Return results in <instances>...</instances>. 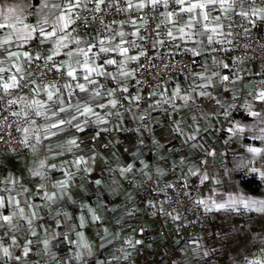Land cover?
Wrapping results in <instances>:
<instances>
[{"label": "crops", "instance_id": "1", "mask_svg": "<svg viewBox=\"0 0 264 264\" xmlns=\"http://www.w3.org/2000/svg\"><path fill=\"white\" fill-rule=\"evenodd\" d=\"M54 2L63 4L65 0H49L50 4ZM111 2L114 0H106L101 6ZM120 2L127 4V0L115 3ZM131 2L135 5L140 0ZM194 2L196 0H187V3ZM87 3L95 4L94 0ZM148 7L152 6L139 10ZM158 7L161 9L158 29L173 33L159 40L163 47L177 51L189 46L197 58L193 69L179 71L164 87L156 88L153 101L140 99L143 89L137 81V71L144 59V55H140L145 49L141 33L143 21L129 16L86 31H78L74 24L71 25L65 41L68 47L62 48L53 59L67 71H74L76 79L71 77L54 85L38 84L18 102L17 111L24 118L21 134L23 141L27 137L28 151L8 150L0 159V197L5 198L0 214L16 213L12 221L15 227L5 224L0 228V245L7 247L10 253L5 256L0 247V264H146L142 252L146 237L150 238L152 264L200 263L209 255L214 241L199 234H173L171 223L165 222L156 212L155 203L145 204L142 199L145 180L151 177L165 192L173 191L170 168L178 173L180 185L195 182L202 185V199L211 208L206 209L212 219V228L227 217L231 219L250 211L264 216L259 206L236 205L221 209L211 204V201L228 204L230 198L240 196L264 201V132L260 131L264 128V101L254 99L264 90V63L249 58L239 60L234 51L230 23L234 16L264 27V18L251 14L253 8H264V0H254V3L253 0H236L233 9L226 13L218 6L203 10L210 11L212 17H220L219 21H204L200 9L195 13H179L181 6L174 0H169L167 8L162 4ZM8 8L14 12H7ZM31 8L33 21L27 18ZM242 11L249 15H240ZM167 12L178 13L173 18L174 24L162 23ZM57 15L58 10L42 7V0H0V24L10 25L0 28V41L9 36L12 39V43L0 47L1 86L10 84L12 76L26 74L27 66L37 60L36 56L41 57L42 51L50 55L57 37L65 35L58 32L57 37L42 43L43 38L34 33L33 38L24 43L16 39L18 34L25 32L24 25L51 31ZM192 15L199 22L193 21L194 27L185 28L182 34L179 28L184 27ZM205 24L209 29L217 24L221 27L213 33L205 31ZM121 31L125 33L123 38L110 39ZM137 32L138 35H133ZM209 36H212L211 42ZM76 38L81 40L79 45L73 42ZM101 39L105 41L102 46L107 48H115L123 39L127 43L121 46L129 48L127 56L118 51L99 52ZM131 42L135 46H131ZM89 45L96 47L88 51ZM78 48L88 53L89 66L102 65L103 71L111 75L92 74L91 82L85 80V56L76 51ZM69 50L74 53L72 57L64 55ZM25 51L32 54L31 60L23 57ZM8 52H18L20 58H9ZM128 56L139 58L128 60ZM105 59H115L117 64H104ZM224 64L229 67L224 68ZM122 70L133 75L121 76ZM224 76L229 79L223 80ZM77 83L84 84L87 91L81 92L76 88ZM69 84L71 88L66 87ZM48 92L53 93L52 100H48ZM96 92L100 95L96 96ZM185 96L189 97L187 101L183 99ZM113 99L117 101L115 107L109 104ZM33 101L42 102L43 107ZM85 105L92 107L95 114L80 116L76 107L82 110ZM60 107L66 111L53 116ZM37 111L45 115L37 116ZM250 111L261 115L254 117ZM72 115L78 117L83 131L68 124L61 126L63 131L49 127L61 117L70 119ZM237 125L244 127L243 133L229 131ZM25 128L27 133L23 131ZM92 137H96V141H92ZM72 138L77 140L79 147L69 150L67 142ZM250 147L262 151L253 154L248 151ZM80 157L86 163L77 166L75 162ZM129 166L131 171L121 174L120 169ZM36 171L43 175H33ZM205 175L208 179L201 182ZM252 178L255 181L251 185L244 183L245 179ZM65 180L68 187L62 189L58 182ZM96 180L101 183L97 185ZM47 195H52L53 199H47ZM20 208H24L29 217L32 212L36 213L31 225L20 217ZM93 213L98 220H92ZM81 216L84 217L82 227ZM53 232L57 233L56 239L46 250L43 242ZM77 233L91 245V256L86 249L77 247L80 242ZM129 240L134 247L127 243ZM136 241L141 243L136 244ZM25 247L30 249L27 256L23 254ZM77 252L83 253V259L75 258Z\"/></svg>", "mask_w": 264, "mask_h": 264}, {"label": "built area", "instance_id": "2", "mask_svg": "<svg viewBox=\"0 0 264 264\" xmlns=\"http://www.w3.org/2000/svg\"><path fill=\"white\" fill-rule=\"evenodd\" d=\"M94 8L95 4L87 3V7L76 9L74 29L86 31L90 28H101L129 16H135L143 21L141 33L145 43L144 59L137 71V81L143 89L141 100L153 101L156 88L164 87L165 82L179 71L194 68L197 57L191 47L171 51L160 43V39L168 38V32L157 27V20L161 14L160 7L137 10L134 7L129 9L125 2H111L101 6L100 12L90 11ZM28 20L33 21L31 15L28 16ZM230 23L234 36V51L239 60L249 58L264 63V27L234 16L230 18ZM46 57V52L42 51L40 59L32 61L27 66L26 74L16 76L17 87L5 90L0 85V159L8 150L20 153L28 151L21 134L24 118L17 111L22 96L31 92L38 84L54 85L71 79L68 71L56 59L49 61ZM103 84L106 82L103 81ZM9 101L16 103L10 104ZM91 140L96 141V137H92ZM168 173L172 178L173 191L165 192L154 177L148 178L145 180L142 193L143 202L155 203L156 212L165 222L171 223L170 231L173 234L211 235V216L205 205L196 203L202 199V185L195 182L182 186L178 173L173 168L168 169ZM176 216L179 219H173ZM149 241L150 238L146 237V245L142 250L146 264H152Z\"/></svg>", "mask_w": 264, "mask_h": 264}, {"label": "snow or ice", "instance_id": "3", "mask_svg": "<svg viewBox=\"0 0 264 264\" xmlns=\"http://www.w3.org/2000/svg\"><path fill=\"white\" fill-rule=\"evenodd\" d=\"M87 2H90V0H65V2L63 4H61L60 2H54V3L50 4L49 0H42V7H44V8H52V9H55V10L59 11V15L56 16V19H55V21L53 23L52 30L51 31H45V29L43 27L37 28L35 26H31V25L25 24L24 25L25 32L23 34H18L16 36V39H18V40H20V41H22L24 43H27V41H29V40H31L33 38V34L34 33H38V35L43 38L42 41H41L43 43V42L49 40L52 37H57V33L58 32L65 33V35L57 37V39L55 41V48L52 50V53L46 57L47 60L52 61L55 56L60 54V51H61L62 48H67L68 47V44L65 43V41L68 40V38H69V34L67 33V29L71 25H73L75 23V19H73V15L75 13V10L78 9V8H81L82 6L83 7H87ZM114 2H118V0H114ZM174 2L181 6L179 8V13H195L197 9H200L201 10V15H202L204 21H209V20L219 21L220 17H218V16L212 17L210 11H203V10L208 8L209 6H218L220 10H222L224 13H226L227 11L233 9V7H234V5L236 3V0H196V2H194V3H187V0H174ZM94 3H95V8L91 9L90 11L100 12L101 11V5H104L106 3V0H94ZM168 3H169V0H140V2L138 4L133 5L131 0H127V4H128V8L129 9L135 7L138 10L139 9H143L146 6L156 7V6L161 5V4L165 8H167ZM253 3H254V0H253ZM7 12L12 13V12H14V9L8 8ZM239 14L247 17L249 15V12H243L242 11ZM251 14L252 15H261L262 18H264V8H262V9L253 8L251 10ZM165 15H166V20L162 21V23L167 22V23H173L174 24L175 21H174L173 18L175 16H177L178 13L177 12H167ZM77 18H79V17L77 16ZM193 21H196V16L195 15L190 16L189 20L184 24V27L179 28V31L183 34L185 32V28H189V29L193 28L194 27ZM46 22L47 21H45V23ZM196 22H199V21H196ZM101 23H102V21H101ZM133 23H135V21H133ZM9 26L10 25L0 24V28L9 27ZM219 27H221V25L217 24L215 27H212L211 29H209L207 24L204 25L205 31H211L213 33L217 32V29ZM124 35H125V33L121 31V32L115 33L113 35V37H111L110 39H115V36H120L121 38H123ZM133 35H138V32L137 33H133ZM168 35L169 36H173V33H172L171 30H169ZM208 39L211 42L212 36H209ZM73 42L76 43L77 45H79L81 43V40L79 38H76V39H74ZM10 43H12V39L9 36V37H6L3 41H0V47H2L3 45L10 44ZM98 43L101 45V47L99 48V52H101V53H108V52H112V51H118L120 55L127 56V53L129 51V48L121 46V44L127 43L126 41H123V39L121 40V44H117L115 46V48L103 47L102 45L105 43V41L103 39L99 40ZM131 46H135L134 42H131ZM94 47H96V45H89L88 51H91V49L94 48ZM76 51L78 53H81V54H83L85 56V63L83 65L85 71L87 72V75L84 76L85 80L90 81V77L92 76V74H95V75H98V76L111 75L110 73H106L105 71H103V66L102 65L99 66V67H91V66H89L88 63H87V55H88V53L83 48H78ZM73 54L74 53H73L72 50H69L66 53H64V55H66L68 57H72ZM20 55L21 54L18 53V52H8V57L9 58L15 57V58L19 59ZM22 55H23V57H25V58H27L29 60L32 59V54H30L27 51H25ZM140 55H144V53L141 52ZM138 58H139L138 56H128L127 57L128 60H137ZM36 59H40V57L36 56ZM121 63H126V62H121ZM104 64L115 65V64H117V61L115 59H105L104 60ZM53 66L55 67V65H53ZM223 67L224 68H228L229 65L228 64H224ZM17 70L19 71L20 69L17 68ZM0 71H3V69H0ZM67 74H68L69 77H72L73 80L76 79L74 71L69 70ZM120 75L124 76V77H128V76L133 75V73L129 72V71H123L122 70L120 72ZM214 75H215V73H214ZM222 79L227 81L229 79V77L228 76H224V77H222ZM17 86H18L17 78L15 76H12L11 77V83L10 84L9 83H5L3 85V88L5 90H8L10 88H14V87H17ZM66 87L71 88L72 86L69 84V85H66ZM76 88H78L81 92L87 91V89L85 88V85L81 84V83H77L76 84ZM123 90L127 91V88H124ZM95 95L99 96L100 93L96 92ZM108 95L111 96L112 92L109 91ZM201 95H207V93H201ZM47 96H48V100H52L53 93L52 92H48ZM183 99L185 101H187L189 99V97L185 96V97H183ZM254 99L259 100V101H264V90L260 91L254 97ZM9 103L10 104L16 103V101H9ZM33 103L36 104V105H39L40 107H43V104L40 101H33ZM116 103H117V101L114 100V99L109 101V104H111L113 107H115ZM99 107H104V105H99ZM65 111H66V109L64 107H60L58 109V112H54L53 113V116L57 115L58 113H63ZM76 112H78L80 116H88V115H94L95 114L94 111H93V108L90 107V106H87V105H85L82 108V110H81L80 106H77L76 107ZM36 115L37 116L45 115V113L37 111ZM250 115H252L254 117H258V116L261 115V113L255 112V111H250ZM98 119H99V117H98ZM74 121H77V122L73 123ZM84 122L86 123L87 121H84ZM33 123H35V122L33 121ZM65 124L71 125L77 131H83V128L81 127V123L78 121V117L76 115H72L70 119H65L64 117H61L58 121H54L53 123H51L49 125V127L57 128L60 131H63V128L61 126L65 125ZM23 131L27 133L28 129L25 128ZM229 131L232 132L233 134H236L237 132L243 133L244 132V127L240 126V125H237L234 128H230ZM260 131L264 132V128H261ZM52 135H56V133H52ZM190 138L194 139V137H190ZM37 142H39V137H37ZM24 143L27 144V137H25ZM67 143L70 146L69 150H71L72 147H75V148L79 147V144L77 143V140L75 138H72V139L68 140ZM248 151L253 153V154H259V153H261L262 150L259 149V148L250 147L248 149ZM210 154H212V153H210ZM75 163L78 166L80 163H86V162L84 161L83 157H80ZM41 167H43V161H41ZM127 171H131V166H129L128 168H125V169H120L121 174H123L124 172H127ZM196 174H197L196 172H193V175H196ZM33 175H43V174L41 172H39V171H36V172L33 173ZM69 178H70V176H69ZM207 179H208V176L205 175V176L202 177V181L201 182H203L204 180H207ZM95 183L97 185H99L101 183V181L100 180H96ZM58 186L60 188H62V189H67V187H68L67 180L58 182ZM170 187H171V185H170ZM46 198L51 200V199H53V196L52 195H47ZM18 203L19 202H17V204ZM196 203L197 204H201V205H205V207L208 208V210H211V208L209 207L208 202L205 201L204 199H200V200L196 201ZM4 204H5V198L4 197H0V207H3ZM211 204L213 206H215L217 208H221V209L225 208V207H235L236 205H243V207H245V208H250L251 206H259L258 210L264 211V201H256V200L249 199V198H246V197H243V196L236 197V198H230L228 204L216 203L215 201H211ZM89 211L91 212L92 210L89 209ZM19 213H20V217L22 219H25L29 225H31L32 218H34L35 215H36L35 212H32L31 217L27 216L26 213H25V209L24 208H20L19 209ZM15 215H16L15 212L12 215L0 214V221L4 222V223H0V228L4 227L5 224H7L9 226H12V227H15V225H13V223H12L13 217ZM98 219H99V217L96 216L93 213L92 220L95 221V220H98ZM173 219H179V217L176 216V217H173ZM57 223H59V221ZM80 226L81 227L84 226V217L83 216L80 217ZM35 234L36 233L33 231L32 235H35ZM77 235L80 237V242L77 243V247H82V248L86 249L87 250V255L91 256L93 254L91 245L83 240V235L81 233H77ZM56 236H57V233L53 232L48 237V239H46L43 242L46 250L48 249L49 243L52 240L56 239ZM65 239H67V237H65ZM13 243L15 244V237H13ZM28 243L30 244L31 241H29ZM127 243L130 246L134 247V245L132 244V242L130 240L127 241ZM139 243H141V242L140 241H136V244H139ZM0 247H2V245H0ZM2 250H3V253H4L5 256L10 255L9 249L7 247H2ZM29 251H30V249L28 247H25L23 254L25 256H27ZM205 255H207V253H205ZM75 258L77 260L83 259V253L77 252ZM16 259L19 260L20 257H16ZM103 264H108V262H103Z\"/></svg>", "mask_w": 264, "mask_h": 264}, {"label": "rangeland", "instance_id": "4", "mask_svg": "<svg viewBox=\"0 0 264 264\" xmlns=\"http://www.w3.org/2000/svg\"><path fill=\"white\" fill-rule=\"evenodd\" d=\"M32 12L31 8L28 15ZM208 237L214 245L198 264H264V216L256 212L227 217L213 225Z\"/></svg>", "mask_w": 264, "mask_h": 264}, {"label": "trees", "instance_id": "5", "mask_svg": "<svg viewBox=\"0 0 264 264\" xmlns=\"http://www.w3.org/2000/svg\"><path fill=\"white\" fill-rule=\"evenodd\" d=\"M255 180L252 178V179H245L244 180V183L248 184V185H251Z\"/></svg>", "mask_w": 264, "mask_h": 264}]
</instances>
